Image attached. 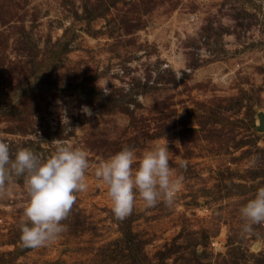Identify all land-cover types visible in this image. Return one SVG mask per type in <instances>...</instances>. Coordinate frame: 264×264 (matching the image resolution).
<instances>
[{"label": "rangeland", "instance_id": "rangeland-1", "mask_svg": "<svg viewBox=\"0 0 264 264\" xmlns=\"http://www.w3.org/2000/svg\"><path fill=\"white\" fill-rule=\"evenodd\" d=\"M59 138L88 151V190L30 249L14 178L0 264H264L239 211L264 187V0H0V139L46 158ZM166 139L174 204L115 218L96 164Z\"/></svg>", "mask_w": 264, "mask_h": 264}, {"label": "clouds", "instance_id": "clouds-1", "mask_svg": "<svg viewBox=\"0 0 264 264\" xmlns=\"http://www.w3.org/2000/svg\"><path fill=\"white\" fill-rule=\"evenodd\" d=\"M83 111L91 115L85 106ZM77 128L76 130H78ZM71 132L72 129H69ZM54 152L44 158L31 148L18 146L13 156L10 145L0 139V198L10 193L14 178L23 177L26 201L20 222L24 247L39 249L58 241L67 231L65 221L76 203L77 194L88 190L89 153L61 138L52 141ZM172 152L167 139L156 142L142 153L127 146L101 159L94 175L106 186L112 213L119 220L134 210L137 199L145 209L160 203L171 206L181 190L183 177L171 167ZM184 168L187 161L178 160ZM245 230L264 224V187L240 209Z\"/></svg>", "mask_w": 264, "mask_h": 264}]
</instances>
